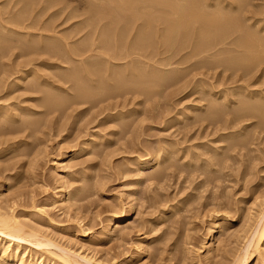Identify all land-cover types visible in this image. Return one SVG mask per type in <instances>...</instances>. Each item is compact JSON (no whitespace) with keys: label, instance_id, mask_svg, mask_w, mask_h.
Instances as JSON below:
<instances>
[{"label":"rangeland","instance_id":"1","mask_svg":"<svg viewBox=\"0 0 264 264\" xmlns=\"http://www.w3.org/2000/svg\"><path fill=\"white\" fill-rule=\"evenodd\" d=\"M57 1L68 3L65 15L60 10L54 12L58 6L45 9L48 12L40 10L35 2L28 4V7L34 9L33 14L39 19L37 21L50 26L52 24L53 28L48 34L62 35L68 47L81 46L84 42L88 44L87 40L89 43L94 40L93 47L88 46L91 50L83 53L86 56L70 52L68 55L61 52L60 56H51L45 72L48 78L44 95L27 88L32 79L25 80L22 86L11 87L15 75L3 85L5 88L1 86L0 105L9 107V116L0 117L5 120L8 116L7 120H3L5 123L0 121L1 131H6L0 133V204L11 207L8 209L5 206L7 210H14L17 219L41 230L53 242L71 251L94 254L108 263L231 264L244 243L243 237L254 225L264 205V119L260 116L257 118L259 114L253 112L254 116L243 115V120L235 126H228L227 115L229 113L230 116L239 103L229 106L223 104L226 98L227 101L241 100L234 92L240 85L249 84L252 87H248V90L259 91L264 95V79L260 71L254 72L252 80L248 81L246 77L240 79L231 75V71H222L220 67H191L196 61L218 58L220 53L213 56L215 48L192 57V60L186 59V62L181 56L189 49L174 52L177 53L174 55L170 48L163 46L164 50L156 46L159 52H156V48L149 51L152 52L150 56L148 52L147 55L140 53L142 56L137 54L141 58L136 53L131 54L135 57L129 55L135 65L129 64V56L124 58L128 62L124 59L112 60L110 58L114 57V52H107L108 49H100L97 45L100 30L90 28L97 21L93 20V23L87 19L88 10L84 0ZM250 1L254 7H258V13L262 12L259 15L264 18V0ZM13 4L9 0H0V15L2 13L4 20L9 16L8 12L11 11V14L21 7L20 3ZM71 7H75L74 12L67 19L66 12ZM259 15H255L257 19ZM261 22L259 25L264 24V19ZM125 51L120 53L124 55ZM15 54L16 50L11 56L1 57L0 60L11 64L26 57L16 58ZM93 57L96 62L99 58L101 61L96 63ZM87 59L85 67L83 65ZM91 59L95 63H91ZM138 60L143 65L140 66ZM124 62L132 67L128 69ZM111 64L115 68L119 64L117 67L120 68L116 69L120 72L113 69ZM110 65L114 72L110 69L109 74L106 69ZM135 66L142 73L145 69L146 75H149L147 77L139 68L136 70L147 78H144L148 80L145 81L149 83L147 86L156 84L155 87L140 92L139 87L131 89L128 84H114L117 77L122 76L120 73L130 77L131 69ZM75 67L81 75L102 68L100 76L89 74L90 77L83 78L85 88L90 91H87L89 97H83L85 99L79 97V100L77 96L75 99L72 82L59 78L63 74L65 77ZM58 72L63 74L58 77ZM164 72H174L178 76L166 82V79H160ZM151 74H155V77ZM96 77L100 81L95 80ZM150 77L160 81H151ZM47 91L52 93V98L46 95ZM46 96L56 101L65 99V106L59 110L46 106ZM69 99L75 100L70 102ZM257 101L253 103L259 105ZM26 107L30 110L27 111ZM211 108L221 109V116H216L218 119L213 116ZM10 118L18 121L19 125L13 120L10 122ZM28 119L35 122L32 127L27 124L31 131L26 125L20 127L22 121ZM123 122L126 128L122 126ZM14 126L18 127L14 129L17 132L11 129ZM67 152L71 158L64 170L69 173L68 189L78 186L77 192L70 196L73 205L68 208L64 203L67 189L57 181L56 175L60 172L56 169V161ZM152 156L156 159L149 166L144 165L146 171L143 169L138 173L140 165L136 162ZM156 171L163 174L159 178H150L149 175ZM56 194L61 195L56 198ZM118 216L119 220L115 221ZM139 242L144 246H141L142 251L138 249ZM26 244L21 242V250L28 247ZM209 245L213 251L210 258L206 259L205 250ZM3 246L4 243L0 242V248ZM28 249L25 257L37 263L40 253L27 252ZM254 263L264 264V255L261 258L253 257L249 264Z\"/></svg>","mask_w":264,"mask_h":264},{"label":"bare ground","instance_id":"2","mask_svg":"<svg viewBox=\"0 0 264 264\" xmlns=\"http://www.w3.org/2000/svg\"><path fill=\"white\" fill-rule=\"evenodd\" d=\"M9 1H12L14 3L12 6L20 3L21 7L19 9L16 8L17 10L15 12H12L11 14H10L11 11L8 12L9 16L7 18H5V20L1 17L2 13L0 15V59H1V57L11 56L12 54H14L15 50H16L15 56H17L16 58H21V57H25V56L26 57L24 60H21V61L20 60L19 61H12L11 64L10 63L6 64L5 62H3V60H0V61H2L0 63V68H1L0 72H2L1 73L2 77L0 78V89H1V86L3 87V85L8 81V79L11 78L12 75H15L14 79L12 78L13 81L11 83V87L14 88V87L22 86V84L25 82V80L32 79L33 81H30L31 83H28L29 85L27 86V88H29V90L31 89L34 92H37V93L39 92V93L44 95L45 94L44 87L46 85L45 83H47V78H48V76H47V74H45V72H46L48 64L50 63V60H51L50 57L51 56H60L61 52L62 53L66 52L67 55L69 52L73 53V54L75 53L78 55L83 54L85 52L87 53V50L89 49L88 50V52H89L91 50L90 48L93 47L91 45H93L94 40H91L92 42L90 41V43H89V40H87L88 44H86V42H84L85 44L82 43L81 46L77 45L75 47L73 46L72 48L68 47V43L65 42V40H66L65 37H64L65 40H63V38L61 37L62 35L58 36V34L56 33V35H57L56 36L54 32H53L54 33L53 35L52 34L49 35L51 29L53 28L52 24L50 26V24H47L45 22L37 21L39 19H37L38 17L35 18V14H33L34 9H32V7H28V4H30V3L32 4V2H35L36 4H38V6H40L39 7L40 10L41 9L42 10L43 9L44 10L50 9V7L53 8L54 6H58L57 7L58 9H55L54 12L58 13V11L60 10V11L64 12V15H65V11L68 9L67 8L68 3H63V2L61 3V1H59L60 2V4H59V2L57 0L54 1V4H53L52 0H39L38 2L36 0L31 1V2H29L28 0H9ZM67 1H69V0H67ZM248 1L250 2V4H248ZM248 1L247 0H86L85 1L84 0V3H85L84 6H86V8L88 10V12L86 10V12L88 13V14L86 13L87 19H89L93 23H94V21H97V22H95V24L92 23L93 27H90V28H95V29L98 28L100 30L99 36H98V41H97L98 47H100V49H102V48L106 49V50L108 49L107 52L108 51L110 52V50H111V53H112V51H113L114 54L113 53L112 54L114 55V57L110 58V56H109V58L112 60H114V59H116V60L121 59L122 60L124 58L126 59L127 56H129V55L132 56L131 54H133V53H136L137 57L139 55L142 56L143 55L142 53H144V54L146 53L145 55H147V52L149 55L150 53H152V52L149 53V51L154 50L156 48V46H159V47L161 46V48L163 46V47H166V49H167V47L170 48L171 51L173 52V54H174V52L179 53V52H182V50H184V49H187V50L189 49L187 52L185 51L186 53H183L184 55L181 56L182 57L181 59H184L186 62V59H187V61L190 59L192 60L195 56H198L199 54H201L203 52L205 53V52H208V51L212 50L213 48H215L213 56H215V54H217V53L218 54L220 53L219 56L217 55L218 58H213V60L210 59V60H201L198 62L196 61V63L192 62L193 64L191 65V67L196 68L195 66H197V65L198 66L200 65L199 67L204 66L207 68L220 67L222 69V71H224V72L231 71V75H236L240 79H242V78L244 79L246 77V79H248V81H249V79L252 80L251 78H252L254 72L257 73L258 71H260V73H261L260 76L264 79V24L263 25L260 24L261 26L259 25V22H261V20L263 21L264 18H262L259 15V13L261 11L259 10L260 12L258 13V11H257L258 7L257 8L254 7L255 5L253 6L251 4L252 2L250 0H248ZM244 2H246L245 4H247V5L243 4ZM249 5H251V6H249ZM247 6H249V7L247 8ZM71 8L72 9H70L69 11L66 12L67 19H69V16H71V14L74 12L75 7L74 8L71 7ZM255 8H256V10H255ZM39 9H38V11H39ZM45 11H47V10H45ZM53 13H52V15H53ZM257 13L262 18L261 20H260V17H259V19L256 18V16L258 17ZM261 15H262V12H261ZM90 21H87V22H90ZM86 25H87V23H86ZM88 25H90V24L88 23ZM95 29H92V30H95ZM95 31H97V30H95ZM85 37H86V35H85ZM92 37H93V35H92ZM77 41H79V40H77ZM216 46H218L217 48H219V49H217ZM220 46H222V47L220 48ZM121 49H123V50H121ZM120 50L125 51L123 53L124 55L121 54L122 52ZM128 50H131V51H128ZM163 50H162V52H163ZM159 51H158V47H157L156 52H159ZM211 52H213V51H211ZM177 53H175V54H177ZM112 54H110V55L112 56ZM137 54H139V55H137ZM157 54H160V53H157ZM74 56L75 55H73V58H74ZM84 56H86V54ZM93 56H95V55H93ZM130 56H129V58H130ZM133 56L135 57V55H133ZM152 56H154V55L152 54ZM210 56H212V53ZM63 57L64 56L62 55V58ZM60 58H59V60L62 59V58L61 59ZM98 58H96V59H98ZM129 58H128V60H129ZM4 59H6V58H4ZM106 59H107V57H106ZM131 59L132 58H130V60ZM74 60H76V59H74ZM99 60H100V58H99ZM99 60H98V62H99ZM130 60H129V64L135 65V64H133L134 60H133V63H132V60L131 61ZM139 60H138V63L141 66L142 61H139ZM94 61H95V58H94ZM125 61H127V60H125ZM136 61L137 60H135V62ZM90 62L92 63L93 60ZM95 62H93V63H95ZM98 62H96V63H98ZM60 63H62V62H60ZM84 63H85V65H83V66L86 67L88 64V59ZM124 63L127 64L126 62H124ZM113 64H111L112 67L114 66ZM129 64L126 65L127 68L132 67ZM207 64H208V66H206ZM209 64H211V65H209ZM106 65H108V64H106ZM111 65L107 66L108 69H106V71L108 70L109 74L111 73L109 70L111 69V71L114 72L113 69L115 68V67H113V69H112ZM115 65H117V64H115ZM117 66H116V68L119 69L120 66L119 67H117ZM137 66L133 67V69L130 68L132 70L130 77L129 76L127 77L128 74L126 76H124V74L120 73V75H122V76L121 77L118 76L117 77L118 80L114 81V80H112L113 78H111V80L114 81L115 82L114 84H117V85L123 84V86H124V84L125 85L128 84L131 86V89H132V87H134V88L139 87V89H141V90L138 89L140 92L145 90V89H146V91H148L149 87L151 88L152 86H154L156 84H153L152 86L151 85L147 86V84H149V83H145L146 80H144L145 77L143 75H145L146 77L149 75H146L147 73H145L146 71H145V69H143L144 68L143 66H142L143 68L142 67L141 68L143 69L144 74L141 72L142 70ZM56 67H58V66H56ZM103 68H105V66ZM116 68H115V70H117ZM125 68L126 67H124L123 69H125ZM137 68L140 69V72L143 75H141L140 72H137V71H139V70H136ZM121 69H122V66H121ZM80 70H83V69H80ZM101 70H102V68H101ZM101 70H97V71L91 72L89 74H90V76H91V74L93 76H100L99 74H101ZM103 71H105V70H103ZM117 71H118V73L120 72L119 70H117ZM123 71H125V70H123ZM172 71H173V69H172ZM149 72H150V69H149ZM149 72H148V74H150ZM151 72H153V71H151ZM155 72H156V70H155ZM61 73L59 74V72H58V75H56V76L59 77V75H61ZM160 73L162 74V72H160ZM81 74L78 72V69L75 67V68H71V71L69 73L67 72L65 74V77H64V74L62 75L63 77H59L62 79L66 78L65 79L66 81L70 80L72 82V84L74 86L73 92L75 94V99H76V96L78 98L79 97L83 98V97H89V95H90V94H88V92H90V91L87 90L89 88L86 89L85 85L83 84V78L88 77L89 74L88 73L86 75H84V74L81 75ZM154 75L151 74L150 76L155 77ZM160 75H156V77L160 76ZM177 76H178V74L174 73V72H171L168 74H166L164 72L163 78H160V79H166L167 80L166 82H169L170 80L177 78ZM228 76H230V73ZM98 79H100V77H98ZM145 79H147V78H145ZM148 79H149V77H148ZM160 79L155 78L154 80H156V82H158L157 80L160 81ZM233 79H235V77ZM95 80H97V77L95 78ZM154 80H152V78H151V81H154ZM89 81H90V79H89ZM97 81H100V80H97ZM238 81H239V79H238ZM146 82H148V80ZM156 82H153V83H156ZM106 83H108V82H106ZM144 83L146 84L145 86H144ZM100 84H102V83H100ZM89 86H91V85H89ZM250 86L251 85H249V84L240 85L236 88V91L234 90V92L237 95H239L241 98V100L238 99L239 102H237L236 99L235 100L231 99V100L227 101L226 100L227 98H226L224 100L225 104H223V105H227V106H229L231 104L239 103L238 107L235 105V107L237 109L235 111L233 110L234 112H231L232 114L230 113V116L232 115V117L229 116V113H228V115L226 114L229 117V119H227V120L225 118L226 122H228V126L229 125H232V127L235 126V124L239 123L240 120H243V119H241V117L244 118L243 115L248 116V114L251 115L253 112H256V114H259L257 116V118L260 116L262 118V120L264 119V95L260 94L259 91L257 92V91H253L251 89L248 90V87H250ZM107 87H108V85H107ZM3 88H5V87H3ZM50 90L53 91V89H51V88H50ZM262 92H263V90H262ZM48 93H46V95H48V96L50 94H52V93H50V91ZM149 93H150V91H149ZM74 94H73V98H74ZM48 96H46L45 98H47ZM50 97L52 98L53 96L50 95ZM50 97L45 99L47 101L44 100L45 102H47L46 106H50V107L52 106L51 108H56L57 110L62 109L65 106L64 104L66 102L64 103V101H65L64 98H63L64 101H60V100L56 101V100L51 99ZM255 98H257L259 100V102ZM35 99H37V98H35ZM75 99H73V100H75ZM83 99H85V98H83ZM73 100L69 99L70 102ZM79 100H80V98H79ZM254 101H257L260 104L255 105ZM222 102H223V100H222ZM222 102H220V103H222ZM219 107H220V105H219ZM223 107L225 108V106H223ZM7 108H9V107L0 105V117L6 115L8 113ZM26 108H27V111L30 110L28 107H26ZM217 108L216 109L211 108V110H210L212 112L213 116L215 115V119L219 118L216 116H221V114H222V113H220L221 109L218 110ZM224 108H222V109H224ZM227 110H225V111H227ZM8 116H6V118H8ZM252 116H254V114H252ZM11 117H12V115H11ZM123 117H125V116H123ZM6 118H5V120H7ZM118 118H119V116H118ZM2 119H3V117H2ZM3 120L0 119L1 122L5 123L4 122L5 120L4 121ZM11 120L15 121L13 118H10V122H11ZM7 122L6 123L9 124V121H7ZM15 122L18 123V121H15ZM115 122H116V120H115ZM17 123H15L16 126L19 125V123H18V125H17ZM27 124L31 126V125L35 124V122L33 119H28L27 121H25V122L22 121V123H21V126H20L21 128H23L22 127L23 125H26V127H28V130L30 129V131H31V128H29L30 126H28ZM9 125H11V123ZM123 125L125 127L124 122H123L122 126ZM16 126L11 127V129L12 130L17 129L18 127H16ZM1 128H2V126L0 125V133H6V131L4 129H3V131H1ZM3 128H4V126H3ZM237 128H238V125H237ZM7 129H8V127H7ZM12 130L10 131L11 134H12ZM239 130H240V128H239ZM14 131H16V130H14ZM25 132H26V130H24L23 133H25ZM231 132L233 133V131H231ZM29 133H31V132H29ZM11 134H9L8 137H10ZM1 135H3V137H4V134H1ZM7 135H5V137H7ZM3 137H1V138H3ZM7 139H9V138H7ZM0 141H2V139H0ZM11 141H12V139H11ZM0 145L2 146V144H0ZM5 145H6V142H5ZM163 158H164V156H163ZM155 159L152 156V158L150 157V159H147V160H138L136 162L137 164L140 165V168H138V170H139L138 173L142 172L144 167H146L144 165L149 166L148 164H151ZM70 160H71V158H70L69 152L65 153L64 157L61 158L60 160H58V161L55 160L57 163L56 169L60 170V172L56 173L57 181L62 185V187L67 189V195L64 197V203H66L65 206L67 208L71 207V205H73L72 202L70 201V196H72V194L76 193L78 190L77 189L78 186H75V187L68 189L67 178H68L69 173H67V171L65 172L64 170L69 165ZM156 161H158V160H156ZM159 161H162V160H159ZM142 174H144V173H142ZM161 174H163V173L159 174V171H156V173H154V174L152 173L149 176H150V178L154 177V176L157 178L158 176L160 177ZM96 190H97V188H96ZM60 195L61 194H56L55 197L58 198ZM19 200H20L19 202H21V198ZM2 203H4V202H2ZM178 204L179 203H177V205ZM20 205H17V206L20 207ZM5 206H2V204H0V242L4 243V246L0 248V264H34L25 257V252H26L28 247H29V249L27 252L31 251V252H34L35 254L40 253V255H41L39 257L40 259L35 264H110L111 263V262L108 263L107 261H105V259L104 260L99 259L100 257L96 258L94 254L88 255V254L79 253L77 251H71L69 248L63 247V246L57 244L56 242H53L50 238H48L45 234H43L44 232L42 233L41 230H38L34 227H30V225H27V224H25V222L20 221L19 218L17 219V217L14 213V210L13 209L7 210V208L9 209L11 207H9L7 205L6 206L7 208H5ZM12 206H13V204H12ZM21 206H23V205H21ZM129 207L130 206H128V208ZM133 216H134V214H133ZM119 218H120L119 216H118V218L116 217L115 221L119 220ZM121 218H123V217H121ZM49 221H50V218H49ZM51 223H52V221H50L49 224H51ZM114 226H116V225H114ZM111 228H113V227H111ZM153 231H154V229H153ZM210 232H211V230H210ZM150 233H152V231ZM148 235H150V234L148 233ZM151 236H152V234H151ZM146 237H147V235H146ZM243 238H245V240H243L244 243L241 246V248H240V246H238L240 249H238L239 251H238V253H236V256L234 254L235 257H233L234 259L232 258L233 262L231 264H249V262L252 260L253 257L254 258L260 257L261 258L264 255V205H263L262 210L259 212L254 225L250 228V230L247 232V234ZM22 241H23V243L26 242L27 243L26 245L28 247H25L24 249L21 250V242ZM142 245L139 242V246H138L139 251L141 250ZM210 246L211 245H209L205 250L206 254H207L205 256L206 259L210 258L211 252L213 251V248ZM143 247L144 246H142V248ZM236 252H237V250H236ZM44 253H46L48 256L47 255H46L47 257L43 256ZM135 256H134V258H135ZM44 260L47 262H44ZM207 261H209V260H207ZM229 264H230V262H229Z\"/></svg>","mask_w":264,"mask_h":264}]
</instances>
